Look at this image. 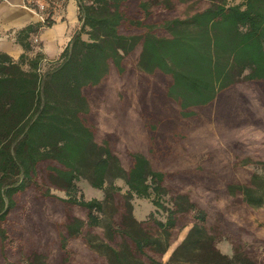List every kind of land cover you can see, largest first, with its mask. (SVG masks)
<instances>
[{
	"label": "trees",
	"instance_id": "16d2710c",
	"mask_svg": "<svg viewBox=\"0 0 264 264\" xmlns=\"http://www.w3.org/2000/svg\"><path fill=\"white\" fill-rule=\"evenodd\" d=\"M75 1L80 26L58 58L48 60L33 44L34 35L54 24L52 12L43 22L11 29V38L23 49L17 60L0 50V264L24 259L49 264L51 254L58 264H74L75 238L83 239L84 250L100 264H162L160 256L188 224L164 264H258L237 247L232 255L217 248L221 234L210 231L209 212L190 196L193 173L156 169L150 155L160 124L151 119L162 114L165 104V109L176 107L177 119L195 118L212 105L226 109L225 93L238 83L249 89L238 100L239 122L264 128V0H206V8L186 16L179 13L178 0ZM44 64L49 69L41 73ZM152 78L157 82L153 88ZM134 80L140 84L137 113L151 135L147 151L130 153L122 164L109 140L97 139V114L105 104L127 125L115 86L129 89ZM254 97L262 109L254 107ZM221 117L233 119L229 112ZM237 143L232 141L234 150ZM258 163L264 166V160ZM116 179L126 185L122 213L113 208L103 218L120 192L113 185ZM81 180L102 190L103 199H85ZM226 189L237 195V204L264 206V177L257 173H251L249 184L230 183ZM29 191L47 206L61 205L70 216L66 221L44 213L39 218L33 201L23 196ZM135 198L151 201L155 210L148 219L135 217ZM74 207L84 210L85 218L70 212ZM160 212L163 220L154 215ZM148 221L155 232L148 231ZM96 227L103 229V237L91 232ZM30 237L33 251L24 256ZM50 237L52 249L39 252Z\"/></svg>",
	"mask_w": 264,
	"mask_h": 264
},
{
	"label": "rangeland",
	"instance_id": "374dc122",
	"mask_svg": "<svg viewBox=\"0 0 264 264\" xmlns=\"http://www.w3.org/2000/svg\"><path fill=\"white\" fill-rule=\"evenodd\" d=\"M178 1L180 2L178 11L182 16L190 15L209 5L206 0ZM242 1L228 0V3L238 4ZM19 3L18 7L30 12L39 20L38 22H43L50 12L53 14V10L62 7V0H21ZM41 6L44 8L42 9ZM10 32L12 33V30L7 31V34ZM39 34H42L45 45L54 51L56 40L54 31L42 28ZM37 35L33 37L35 38ZM33 44L38 46L39 41ZM48 69L49 67L45 64L40 66L41 73ZM150 82H152V88L157 83L153 78ZM159 84L163 87L162 82ZM139 85L138 80H134V84L129 89L123 88L121 83H117L115 86L116 103L117 106L124 109V112L120 111V113H124L123 115L127 117V125H123L119 120L118 112L107 108L105 104L99 107L97 114V139L107 138L122 164L127 161L130 153L146 152L149 146L148 138L151 133L139 117L138 104L135 101L136 89ZM252 87L250 86V91ZM130 89L135 90V94L131 93ZM248 90L244 83L234 85L225 93L227 94V110L224 107L218 109L216 105H212L202 108L200 113L191 119H177L175 117L177 116L176 107L165 109L169 103L165 104L162 114L151 119V122L158 120L160 124L157 126L159 131L153 136L154 150L151 151L150 157L156 169L193 173L194 182L189 190L190 196L209 212L211 220L208 226L210 231L217 229V233L221 234L216 246L222 253L232 255L237 247L239 251L245 252L247 256L260 264L264 261V206L251 208L237 204L235 202L238 200L237 195L229 194L226 189L227 184L230 183L249 184L251 173H257L264 177V166L258 163V161L264 160V128L254 127L250 122H239L240 115L243 113L237 108L238 100L241 94L247 93ZM126 94L129 95V98H126ZM252 100L255 108L262 109L255 97ZM261 109L259 112L264 110ZM227 112L231 113L232 121L226 122L225 117H221ZM164 137L165 139H163ZM234 139L238 140L236 150L231 147ZM167 146H169L168 149ZM248 161L249 163H247ZM113 185L119 187L120 192L115 197V204L108 205L105 209L103 218L110 215L114 209L119 214L122 213L121 196L126 191V185L119 179L114 180ZM78 187L83 192L85 199H103L104 197L102 190L92 188L86 180L79 181ZM51 192L59 197L66 196L63 191L54 188H51ZM23 196L27 201L30 199L33 201V211L39 218L43 216V213L55 221H66L70 216L61 205H45L34 191H29ZM132 203L134 215L138 220L148 219L149 213L155 210L149 199L135 198ZM70 212L79 218H85L84 210L78 207L70 208ZM154 215L158 219H164V213L160 212ZM18 218L14 213L12 220L16 221ZM148 223L146 225L148 231L155 232V227L149 221ZM190 227L191 224H188L178 231L167 252L160 256L162 264L168 260L174 248L184 239ZM91 232L100 237H103L104 233L101 227H96ZM52 242V237L46 239L39 248V252L51 250ZM33 245L34 238L30 237L24 243V256H29L33 251ZM84 249L82 238H75L72 241L71 252L74 264H100V259L91 256ZM150 253L154 258L159 259L158 254L151 251ZM53 255L51 254L48 258L49 264H58V259ZM22 264H26V259L22 261Z\"/></svg>",
	"mask_w": 264,
	"mask_h": 264
},
{
	"label": "crops",
	"instance_id": "0c3cea01",
	"mask_svg": "<svg viewBox=\"0 0 264 264\" xmlns=\"http://www.w3.org/2000/svg\"><path fill=\"white\" fill-rule=\"evenodd\" d=\"M20 1L21 0H2L0 2V50L9 54L14 60L19 58L23 53V49L15 44L14 39L11 38L10 34H7V36L6 32L12 28L17 29L39 21L30 12L18 7ZM51 18L54 20V24L52 27L47 28L54 31L56 37L54 51H51L49 46L45 45L42 39V34H39L40 32L37 35L39 41L37 48L44 53L48 60L58 58L71 37L79 29L80 23L78 21V8L76 1L62 0V7L53 10ZM19 21H22V23H19Z\"/></svg>",
	"mask_w": 264,
	"mask_h": 264
},
{
	"label": "built area",
	"instance_id": "2783aa9c",
	"mask_svg": "<svg viewBox=\"0 0 264 264\" xmlns=\"http://www.w3.org/2000/svg\"><path fill=\"white\" fill-rule=\"evenodd\" d=\"M58 5H60V4H58ZM41 8L43 9L44 6H41ZM42 20H43V19H42ZM33 43H38V39H37V37L33 38Z\"/></svg>",
	"mask_w": 264,
	"mask_h": 264
}]
</instances>
